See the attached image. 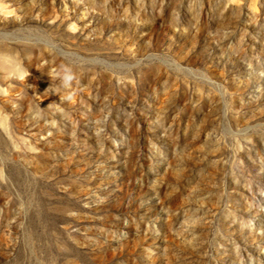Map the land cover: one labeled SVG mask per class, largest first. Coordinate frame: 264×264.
Masks as SVG:
<instances>
[{
  "label": "rangeland",
  "instance_id": "374dc122",
  "mask_svg": "<svg viewBox=\"0 0 264 264\" xmlns=\"http://www.w3.org/2000/svg\"><path fill=\"white\" fill-rule=\"evenodd\" d=\"M0 264H264V0H0Z\"/></svg>",
  "mask_w": 264,
  "mask_h": 264
},
{
  "label": "clouds",
  "instance_id": "9594fccd",
  "mask_svg": "<svg viewBox=\"0 0 264 264\" xmlns=\"http://www.w3.org/2000/svg\"><path fill=\"white\" fill-rule=\"evenodd\" d=\"M57 78H59L60 80V87H63L65 89L71 88L74 76L70 71L65 70L62 74L57 73Z\"/></svg>",
  "mask_w": 264,
  "mask_h": 264
}]
</instances>
